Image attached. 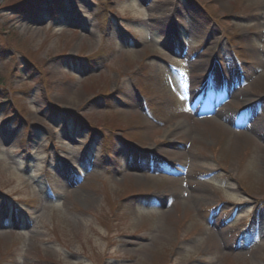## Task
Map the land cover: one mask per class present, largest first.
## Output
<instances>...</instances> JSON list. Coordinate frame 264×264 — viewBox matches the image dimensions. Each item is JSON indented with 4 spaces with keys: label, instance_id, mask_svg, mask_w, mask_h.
<instances>
[{
    "label": "rangeland",
    "instance_id": "obj_1",
    "mask_svg": "<svg viewBox=\"0 0 264 264\" xmlns=\"http://www.w3.org/2000/svg\"><path fill=\"white\" fill-rule=\"evenodd\" d=\"M0 78V264H264V0H0Z\"/></svg>",
    "mask_w": 264,
    "mask_h": 264
},
{
    "label": "trees",
    "instance_id": "obj_2",
    "mask_svg": "<svg viewBox=\"0 0 264 264\" xmlns=\"http://www.w3.org/2000/svg\"><path fill=\"white\" fill-rule=\"evenodd\" d=\"M23 12V11H22ZM21 12V13H22ZM20 71L18 73V75H22V76H28L30 73H32L34 70L36 71V66L35 64H31L30 62H27L26 60H22L21 64H20ZM3 79L0 78V84H2ZM4 84V83H3ZM0 99L2 101L1 105H0V109L5 111L4 115L7 116H13V117H18L19 114L17 113L18 110L16 109L15 104L10 102V98L9 95H7V93L4 91V89L0 90ZM7 109H10L11 111H7Z\"/></svg>",
    "mask_w": 264,
    "mask_h": 264
},
{
    "label": "bare ground",
    "instance_id": "obj_3",
    "mask_svg": "<svg viewBox=\"0 0 264 264\" xmlns=\"http://www.w3.org/2000/svg\"><path fill=\"white\" fill-rule=\"evenodd\" d=\"M161 25H162V24H161ZM193 99L195 100L194 97H192V100H193ZM192 105H193L194 107H196V106L198 105V103H193V102H192ZM182 125H183V123H180V126H181V127H182Z\"/></svg>",
    "mask_w": 264,
    "mask_h": 264
}]
</instances>
